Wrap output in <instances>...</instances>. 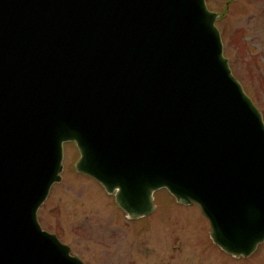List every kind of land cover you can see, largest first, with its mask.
Here are the masks:
<instances>
[{
  "label": "water",
  "instance_id": "water-1",
  "mask_svg": "<svg viewBox=\"0 0 264 264\" xmlns=\"http://www.w3.org/2000/svg\"><path fill=\"white\" fill-rule=\"evenodd\" d=\"M206 0H0V264H84L37 212L63 144L131 218L166 187L210 236L264 242V122Z\"/></svg>",
  "mask_w": 264,
  "mask_h": 264
},
{
  "label": "rangeland",
  "instance_id": "rangeland-1",
  "mask_svg": "<svg viewBox=\"0 0 264 264\" xmlns=\"http://www.w3.org/2000/svg\"><path fill=\"white\" fill-rule=\"evenodd\" d=\"M234 76L264 120V0H206ZM74 142L64 145L62 180L38 211L85 264H264V243L247 258L220 251L198 205H180L166 189L155 192L156 210L132 221L93 178L77 172ZM168 218V219H166Z\"/></svg>",
  "mask_w": 264,
  "mask_h": 264
}]
</instances>
